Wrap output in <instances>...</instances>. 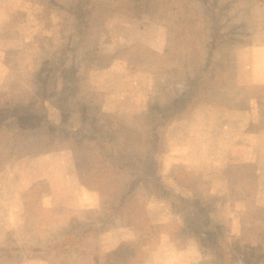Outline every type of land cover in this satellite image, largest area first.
<instances>
[{
	"label": "rangeland",
	"instance_id": "374dc122",
	"mask_svg": "<svg viewBox=\"0 0 264 264\" xmlns=\"http://www.w3.org/2000/svg\"><path fill=\"white\" fill-rule=\"evenodd\" d=\"M217 8L235 38L216 56L217 90L161 128L167 150L147 163L158 179L178 176L184 196L192 186L198 201L183 205L168 178L173 201L140 185L125 198L132 177L98 153L142 152L164 84L192 98L210 25L202 1L92 0L78 34L75 0H0V264H264V0ZM23 104L38 114L30 128L12 120ZM80 104L114 145L95 139L83 107L68 110ZM211 220L223 242H198L197 222ZM69 233L76 244L56 248Z\"/></svg>",
	"mask_w": 264,
	"mask_h": 264
},
{
	"label": "trees",
	"instance_id": "16d2710c",
	"mask_svg": "<svg viewBox=\"0 0 264 264\" xmlns=\"http://www.w3.org/2000/svg\"><path fill=\"white\" fill-rule=\"evenodd\" d=\"M201 1L204 6L203 16L205 15L204 18L210 21V25L207 34V41L203 43V48L206 49L207 51L206 56L204 58L203 66L199 67L196 73L192 76L193 87H191L190 90L195 91V93L192 95V98L191 95L188 93L177 91L176 90L177 87L174 88L170 84H164L163 89L161 91V95H159L158 97L162 99L159 103H157L159 105L150 106L149 116L151 117L152 115H154V119L149 120L147 132H146V138L143 141H139V140L137 141L141 145L142 142H147V146L145 148H142V146L139 147L140 149H142V152L141 153L139 152L137 154L136 149H134L133 146H130L131 148L122 147L121 149L115 146V148L112 150L113 155H108L104 151L98 153V155L102 157L105 162L116 161L117 163H122L120 165L115 164L114 168L117 170H125L127 172V176L132 177L130 180H127V178L121 180V183L125 184L127 188V192L125 193V195L127 196L125 198L130 196V194L133 191H135L133 190L134 187L140 185L146 191H151L154 194L158 195L159 197L166 196L168 200L173 201L174 196H171L169 194L165 195L162 192L166 190V187L163 184L166 183V185H168L170 181L173 184H175L177 187H179L178 194H175V197L177 200L180 201V203L182 202L183 205L188 203L192 205L193 203L198 201L197 195H192L193 193L192 186L189 187L191 190L188 189V193L190 195L184 196V192H183L184 184L180 182L178 176L169 175L168 177L167 174L162 176L160 179H158L159 175L156 176L157 170L155 172L150 170V168L147 167V163L149 160H152L154 157L161 156L159 153L157 155L159 149H162L164 147L165 150H167L165 144V136H161L159 134L161 128L167 127L172 121L180 119L177 117H179L180 113H184L186 107L196 104L199 105V103L203 102L207 98L209 92L217 90V88L213 87V83L211 84V81L215 82L217 76L223 73L224 71L220 70L219 64H221V62L217 61L216 56L221 50L224 51L226 47L225 45H227L229 42H235L233 32L231 30H228L227 22H225L222 19V17L218 12L217 0H201ZM91 3L92 0H75V9L77 11V13L75 14V18H76L75 27L77 29L78 34L81 33L82 31V23L84 21V18H86L87 15L91 16L93 14L90 11H87V8ZM139 7L137 4H135L134 9L136 10V12L134 15L140 14L138 10ZM204 28L207 29L208 26ZM199 34L200 31L197 29L196 31L191 32L190 36L194 35L193 38L197 39L199 38ZM67 55L68 52L64 54V56L66 57ZM215 61L217 63H215ZM191 70L192 68L190 69V71ZM53 72H54L53 69L47 71L48 73L47 83L44 82V80L39 81L40 84L44 86L43 88L44 90L50 88L55 83L54 77H56V74H54ZM228 78L229 77H227L223 81V83L225 82L227 83ZM67 79L71 80V71L68 72ZM41 94L43 93L39 94L37 100L34 101L33 105H35V109L43 113L45 107H44L43 99L41 98ZM184 104L186 105L184 106ZM58 107L63 108L62 101H59ZM80 107H83V104H80L79 107H73L68 110L70 112L72 111V109L80 110ZM6 108H8L9 111L8 114H5L3 119L9 121L11 120L10 114L13 113L14 108L11 105H6ZM20 109H21L20 110L21 115L15 116V118L12 120H15V122H17L20 126L26 128H30L31 126L35 125V123L31 122L30 120H33L32 118H34V116H38L37 112L35 110H31L30 108H28V104L20 105ZM81 111L83 115L85 114L88 125H90L92 129L96 131V133H94L95 139L100 140L99 143H101L104 147L110 144L114 145V139H115L114 130L111 126L104 124L105 118L98 117L97 120H94L88 114V110H86L85 107H83ZM44 118L46 120V117ZM49 128L51 127L50 126L46 127V129L48 130ZM39 139L40 138L38 137L36 141H31L28 145L34 143L38 144ZM76 147H78L77 144L76 146H74V148ZM165 178H168L170 180L167 182V179ZM102 180L105 181L108 187L110 179H102ZM194 184L197 186V183ZM121 197H123V195H121ZM177 205L179 204L177 203ZM197 205H200L202 208L208 209L204 203L202 204L198 203ZM197 207L199 209L201 208L199 206ZM187 209L189 208L185 207L184 210ZM191 214L195 216V212H192ZM211 228L216 230V232H212ZM220 233L223 232L218 226H216L212 222V220L208 221L205 227H203L201 223L197 222V228L196 230H194V234L196 235L198 242H201L203 238H206V239H216L217 242L221 243L223 242V240L219 239ZM69 236L70 237L68 240L59 242L56 248L60 250L63 249L66 250V248H68L67 244H73V243L76 244L75 242L76 240L74 238L79 237V235L78 234L74 235L73 233H69ZM234 249L235 248L231 249L229 253L232 254ZM44 251L49 252L51 251V249L49 247Z\"/></svg>",
	"mask_w": 264,
	"mask_h": 264
},
{
	"label": "crops",
	"instance_id": "0c3cea01",
	"mask_svg": "<svg viewBox=\"0 0 264 264\" xmlns=\"http://www.w3.org/2000/svg\"><path fill=\"white\" fill-rule=\"evenodd\" d=\"M218 94H219V92H217V96H216V98L218 97ZM219 98H220V94H219Z\"/></svg>",
	"mask_w": 264,
	"mask_h": 264
}]
</instances>
